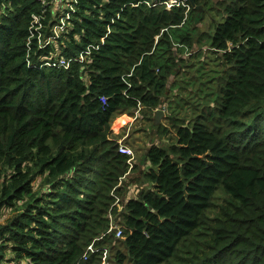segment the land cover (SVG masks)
Instances as JSON below:
<instances>
[{
  "label": "trees",
  "instance_id": "1",
  "mask_svg": "<svg viewBox=\"0 0 264 264\" xmlns=\"http://www.w3.org/2000/svg\"><path fill=\"white\" fill-rule=\"evenodd\" d=\"M166 1L78 0L44 46L53 15L35 32L40 2L0 0V264H102L105 252L114 264H264V0H221L209 43L228 67L219 103L192 124L172 116L176 142L145 152L151 188L121 196L137 165L120 185L113 118L163 108L174 46H196L198 7L214 0ZM89 45L82 62L46 64Z\"/></svg>",
  "mask_w": 264,
  "mask_h": 264
},
{
  "label": "rangeland",
  "instance_id": "2",
  "mask_svg": "<svg viewBox=\"0 0 264 264\" xmlns=\"http://www.w3.org/2000/svg\"><path fill=\"white\" fill-rule=\"evenodd\" d=\"M220 2L221 0H214L208 6L201 7L203 16L196 24L198 41L194 37V45H196L194 48L179 46L180 49L177 51L178 45L174 46L178 58L176 61L177 74L170 78V90L162 105L163 108H160L165 111V116L159 125L165 127L166 131L158 130V126L155 125L157 109H142L137 118L134 115L130 117L126 111H120L113 118L112 125L116 129L112 128V138L118 142L123 137V142L134 149L135 155L143 161L144 165H150L145 156L148 147L154 144L171 145L176 142L177 130L171 124L172 116L178 119H191L190 124H192L195 116L202 109H213L220 101L219 82L224 80V73L228 71V67L226 62L219 58L222 54L218 55V53L209 51L210 36L213 34L214 25L224 19ZM189 25L191 27V24ZM127 187L129 188L121 190V196L125 194L138 196L142 189H149L151 185L143 186L142 179L138 178L132 181V186L127 184ZM114 194L112 192V195ZM113 204L117 213L124 212L123 203L118 199H115ZM10 213V209H5L0 218L5 217L6 219ZM117 244L123 250L122 245ZM115 252L113 250L112 254ZM102 264H114V262L112 258L107 259L105 256Z\"/></svg>",
  "mask_w": 264,
  "mask_h": 264
},
{
  "label": "built area",
  "instance_id": "3",
  "mask_svg": "<svg viewBox=\"0 0 264 264\" xmlns=\"http://www.w3.org/2000/svg\"><path fill=\"white\" fill-rule=\"evenodd\" d=\"M41 3L42 11L41 15H34L31 23V29L33 28L35 32H39L45 26L42 23V20L46 19L47 13H51L54 17L52 21L51 34L47 37V40L44 43V46H48V44H52L54 39L59 37L60 31H65L68 21L76 14L77 3L78 0H37ZM167 9H170L173 6H179L181 4L180 0H169L165 2ZM40 37V36H39ZM103 41V40H102ZM92 49H98V46L89 45L84 51H81L78 55L73 56L71 58L60 57L54 60H48L46 64L51 67H62L68 68L69 65L74 61H84L86 57H88L92 51ZM131 74H129L130 76ZM142 106L139 104L137 111L134 113V117L137 118L139 116L140 110ZM159 109V108H158ZM157 109V110H158ZM123 138V137H122ZM119 139L118 141V151L126 155L128 157L127 164L129 165L127 173L122 178L120 185L123 183V180L131 174L137 163V156L135 155V151L132 147L125 144L123 140ZM111 221L114 220V216L109 213L108 215ZM113 231L115 233V238L119 239L123 235V226L111 223L109 232ZM97 250L93 248V245H90L87 249V252L84 254L83 259H87L89 253H94Z\"/></svg>",
  "mask_w": 264,
  "mask_h": 264
},
{
  "label": "crops",
  "instance_id": "4",
  "mask_svg": "<svg viewBox=\"0 0 264 264\" xmlns=\"http://www.w3.org/2000/svg\"><path fill=\"white\" fill-rule=\"evenodd\" d=\"M127 114H129V116L130 117H132L133 115H131L130 113H129V111H127ZM116 129V128H115ZM137 160V163H136V165H137V169L135 170V173L133 174V176H132V179L133 180H136L137 178H140V179H142V177H141V172H143V171H145L148 167H147V165H144V163H143V161L141 160V159H139V158H137L136 159ZM129 176V175H128ZM127 176V177H128ZM126 177V178H127ZM125 178V179H126ZM133 180H129V181H127V183L129 184V186H132V181ZM131 182V183H130ZM145 182L142 180V184H144ZM127 187V186H126ZM127 188H129V187H127ZM135 189H136V187H135ZM135 189H133V190H135Z\"/></svg>",
  "mask_w": 264,
  "mask_h": 264
},
{
  "label": "water",
  "instance_id": "5",
  "mask_svg": "<svg viewBox=\"0 0 264 264\" xmlns=\"http://www.w3.org/2000/svg\"><path fill=\"white\" fill-rule=\"evenodd\" d=\"M201 7H198V10H200ZM165 116V111L163 109H159L156 112L155 115V125L158 126L160 124L161 119Z\"/></svg>",
  "mask_w": 264,
  "mask_h": 264
},
{
  "label": "clouds",
  "instance_id": "6",
  "mask_svg": "<svg viewBox=\"0 0 264 264\" xmlns=\"http://www.w3.org/2000/svg\"><path fill=\"white\" fill-rule=\"evenodd\" d=\"M159 109H160V108H159ZM159 109H158V110H159ZM110 213H111V212H110ZM111 214L113 215V213H111ZM108 215H109V214H108ZM108 215H107V217H108ZM113 216H114V215H113ZM108 218H109V217H108ZM112 222H114L115 224H117V222H116L115 220H113V221L110 220V226H111V223H112ZM118 225H119V224H118ZM121 226H122V225H121ZM109 230H110V227H109ZM108 232H109V231H108ZM112 232H113V231H112ZM113 234H114V237H115V233H114V232H113ZM116 239H117V238H116ZM119 239H120V238H119ZM105 256H106V252H105Z\"/></svg>",
  "mask_w": 264,
  "mask_h": 264
}]
</instances>
